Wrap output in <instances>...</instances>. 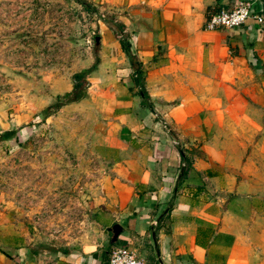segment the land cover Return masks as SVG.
Wrapping results in <instances>:
<instances>
[{"label":"crops","instance_id":"obj_1","mask_svg":"<svg viewBox=\"0 0 264 264\" xmlns=\"http://www.w3.org/2000/svg\"><path fill=\"white\" fill-rule=\"evenodd\" d=\"M236 1L86 0L101 17L86 97L109 173L102 240L49 251L0 206V264H107L121 246L146 264H264V22L205 25Z\"/></svg>","mask_w":264,"mask_h":264},{"label":"rangeland","instance_id":"obj_2","mask_svg":"<svg viewBox=\"0 0 264 264\" xmlns=\"http://www.w3.org/2000/svg\"><path fill=\"white\" fill-rule=\"evenodd\" d=\"M100 18L80 0H0V206L49 251L102 240L109 173L86 97ZM81 71L85 96L54 109Z\"/></svg>","mask_w":264,"mask_h":264},{"label":"built area","instance_id":"obj_3","mask_svg":"<svg viewBox=\"0 0 264 264\" xmlns=\"http://www.w3.org/2000/svg\"><path fill=\"white\" fill-rule=\"evenodd\" d=\"M253 16L258 23L264 22L261 15H253L251 3L249 1L238 0L229 7L221 8L209 15L206 20L207 29L236 28ZM107 264H146L136 253L128 247L113 248Z\"/></svg>","mask_w":264,"mask_h":264},{"label":"trees","instance_id":"obj_4","mask_svg":"<svg viewBox=\"0 0 264 264\" xmlns=\"http://www.w3.org/2000/svg\"><path fill=\"white\" fill-rule=\"evenodd\" d=\"M80 1L84 4V6L87 9L93 8L85 0H80ZM111 22H113V21H111ZM112 26H113L115 32L116 31L118 32V29H119V31H122L121 25L114 23V25H112ZM120 38H121L120 43H121L122 49L128 55L130 63L134 67L135 82L138 86H140V93L142 94L143 97H145L146 93H145V90L143 87V76H142V71L140 69V62L137 60V58L134 55H132V53L130 51V44L126 39V35H122ZM96 62H97V59H95L94 65ZM91 68H93V66ZM85 75H86V71H81V72L75 73L73 75V82L74 83H73L72 90L69 92H65L62 95L56 96V102L53 105L54 109H57V108L61 107L64 104H67V103L79 101L85 96V92L83 91V87H78V84H79L78 82L83 81V78L85 77Z\"/></svg>","mask_w":264,"mask_h":264},{"label":"water","instance_id":"obj_5","mask_svg":"<svg viewBox=\"0 0 264 264\" xmlns=\"http://www.w3.org/2000/svg\"><path fill=\"white\" fill-rule=\"evenodd\" d=\"M113 232H114V235H113V240L117 237L118 235V232H119V227L118 225H114L113 226Z\"/></svg>","mask_w":264,"mask_h":264}]
</instances>
